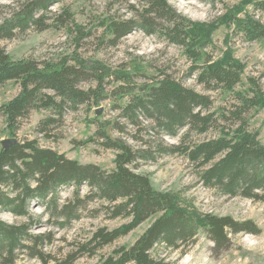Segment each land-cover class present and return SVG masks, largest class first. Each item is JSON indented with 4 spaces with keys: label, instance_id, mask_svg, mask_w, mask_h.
Instances as JSON below:
<instances>
[{
    "label": "trees",
    "instance_id": "trees-1",
    "mask_svg": "<svg viewBox=\"0 0 264 264\" xmlns=\"http://www.w3.org/2000/svg\"><path fill=\"white\" fill-rule=\"evenodd\" d=\"M127 1L130 16L109 21L105 25L109 39L103 42L116 47L135 30L163 38L179 47L190 62L189 78L195 77L206 92L232 95L237 104L229 115L213 111L211 95L186 87L167 74L137 83L134 76L142 71L136 64L116 70L100 61L85 60L77 51L59 62L42 64L32 58L14 60L0 48V86L8 82L20 86L19 93L0 107L9 139L16 140L7 150L0 149V212L26 219L14 224L0 219V264H18L20 254L40 264H74L84 256H96L152 219L131 247L118 248L96 264H175L172 254L184 256L201 233L217 248L225 247L230 235L259 233L252 221L204 214L177 194L155 190L149 176L136 170L140 163L177 155L189 162L207 189L229 198L264 203V144L258 131H249L246 117L251 111L264 110V91L253 79H248V91H236L246 65L235 57L230 45L236 35L248 43L264 41V22L246 11L252 7L264 13V0H243L210 23L181 15L169 0ZM59 2L24 0L16 5L0 24V43L32 29L71 32L72 27L80 32V43L86 34L69 11L48 17L51 7ZM221 27L228 30L227 48L217 59L213 36ZM108 101L114 103L117 116L97 118L96 131L86 144L115 152V168L110 172L68 159L36 140L17 139L22 123L34 111L51 114L37 127L38 133L49 139L51 129L60 126L68 112H77L81 106L97 108ZM219 121L233 124L227 127ZM214 129L218 137L190 142L192 134L206 135ZM182 130L186 133L178 144L166 142ZM71 188L72 196L63 200L61 191ZM83 188L88 190L85 195ZM95 202H100V207L89 209ZM34 204L44 209L41 215L32 212ZM87 212L129 222L114 230L97 229L85 243L76 244L63 262L54 263L45 251L55 240L54 229H69ZM46 216L48 220H43ZM44 226L52 230L34 233Z\"/></svg>",
    "mask_w": 264,
    "mask_h": 264
},
{
    "label": "rangeland",
    "instance_id": "rangeland-1",
    "mask_svg": "<svg viewBox=\"0 0 264 264\" xmlns=\"http://www.w3.org/2000/svg\"><path fill=\"white\" fill-rule=\"evenodd\" d=\"M24 0H0V24L10 16L12 9ZM243 0H169L170 4L183 16L201 23L216 21L228 8L238 5ZM129 2L127 0H60L51 7V14L61 15L65 10L69 11L75 20V24L82 27L86 36L79 43L80 32L76 27L72 31L66 29L47 28L43 32L30 30L26 34H18L10 41L0 43V48L14 60L26 58L35 59L39 63L59 62L65 57L81 56L85 60L100 61L112 69L130 68L138 65L142 74L134 76V81L143 83L150 78H158L161 74H167L175 80L182 82L186 87L193 88L197 92L206 93L214 99L213 111H222L229 115L237 102L230 94L219 92H206L199 86L195 77L189 78L190 62L183 55L179 47L169 44L158 36H146L139 30L123 38L116 47H110L106 42L109 35L105 31V25L113 19H124L130 16ZM139 7V5H138ZM246 11L254 14L264 22V13L247 7ZM51 25V20L47 22ZM228 30L221 27L213 36L215 50L214 57L220 59L226 51L224 43ZM79 45V46H78ZM234 55L246 65V71L242 78V84L236 88L237 92H246L250 88L248 79H253L264 91V41L248 43L239 35L234 36L230 42ZM88 84H83L84 89ZM20 91L16 82H8L0 86V107L13 99ZM123 104V102H119ZM113 102H104L101 106H81L77 112H68L60 126L51 129L49 139H45L38 133L37 127L42 120L51 114L46 111H34L30 118L22 123L17 139L20 141L36 140L44 148L53 149L64 154L68 159L77 161L82 165L94 164L104 171L110 172L115 168V152L104 150L95 144H86L87 140L96 131L95 120L102 117L111 119L117 116L113 110ZM97 111H101L97 114ZM247 123L249 131L259 132V140L264 144V110L248 113ZM227 127L233 123L219 121ZM186 130H182L176 138H166L169 144H178ZM219 133L216 129L206 135L192 134L190 142H199L216 138ZM9 139V134L0 114V141ZM132 144L134 142L125 137ZM147 140V138L145 139ZM0 145V149H1ZM140 174L148 175L153 188L160 192L177 194L180 198L204 214H212L218 217L229 216L236 221H252L259 229L257 235L236 234L230 235V242L225 247L217 248L214 243L201 233L187 253L180 257L174 253L171 259L175 264H264V203L254 202L242 197L229 198L215 190L204 187L189 165V162L180 156L160 157L156 162L140 163L136 170ZM87 189L83 188L85 195ZM73 188L63 189L61 197L69 199ZM100 202L91 203L89 209L100 207ZM32 212L41 215L44 209L36 206ZM0 219L10 223H22L25 220L14 217L5 212H0ZM43 220H48L47 216ZM154 219L140 225L126 237L117 240L97 252L94 257L84 256L74 264H96L106 259L121 247H131L137 239L147 230ZM127 219L107 220L104 215L95 216L94 213H85L80 221L74 222L66 230L54 229L56 236L51 245L45 249L54 263L63 262L76 244L85 243L97 229L107 228L114 230L124 224ZM50 226L37 228L34 233H42L51 229ZM161 250V249H160ZM18 264H40L39 260L29 258L25 254L18 256Z\"/></svg>",
    "mask_w": 264,
    "mask_h": 264
},
{
    "label": "water",
    "instance_id": "water-1",
    "mask_svg": "<svg viewBox=\"0 0 264 264\" xmlns=\"http://www.w3.org/2000/svg\"><path fill=\"white\" fill-rule=\"evenodd\" d=\"M101 111H97V114L99 115ZM16 143L15 139H8L5 141H1V146L2 149L7 150L8 148H10L12 145H14Z\"/></svg>",
    "mask_w": 264,
    "mask_h": 264
}]
</instances>
